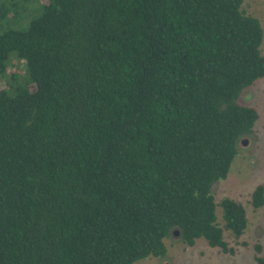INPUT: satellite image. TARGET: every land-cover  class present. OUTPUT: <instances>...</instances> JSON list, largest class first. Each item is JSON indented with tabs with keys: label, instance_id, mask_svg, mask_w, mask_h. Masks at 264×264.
Returning <instances> with one entry per match:
<instances>
[{
	"label": "trees",
	"instance_id": "trees-1",
	"mask_svg": "<svg viewBox=\"0 0 264 264\" xmlns=\"http://www.w3.org/2000/svg\"><path fill=\"white\" fill-rule=\"evenodd\" d=\"M243 2L39 0L27 29L0 33L13 85L0 91V264H134L174 237L233 253L212 192L253 134L242 98L264 78ZM250 204L264 206L263 185ZM218 206L240 238L243 205Z\"/></svg>",
	"mask_w": 264,
	"mask_h": 264
},
{
	"label": "rangeland",
	"instance_id": "rangeland-1",
	"mask_svg": "<svg viewBox=\"0 0 264 264\" xmlns=\"http://www.w3.org/2000/svg\"><path fill=\"white\" fill-rule=\"evenodd\" d=\"M12 0H0V33L7 29L24 31L29 23L40 15L39 0L30 3L20 2L19 9L9 7ZM3 8H6L3 11ZM242 10L248 16L256 18L263 30V43L261 54L264 57V0H244ZM15 55H11L7 66L11 76H16L14 85L24 84V74L20 71L21 65L14 64ZM21 67V68H20ZM0 91L10 93L12 86H6L1 80ZM13 84V82H12ZM247 99L242 98V103L255 108L258 112V120L253 134L248 138V145L239 149L227 178L213 187V196L217 204V223L223 229L224 240L232 254L222 253L217 248H210L204 239L196 240L193 246H188L178 239L169 238L165 241L167 254L165 258H146L134 264H257L254 247L264 246V206L254 209L250 204L251 194L258 185L264 186V78L258 80L255 85L245 93ZM232 199L246 210L247 228L240 238H234L224 228L222 211L218 206L225 199Z\"/></svg>",
	"mask_w": 264,
	"mask_h": 264
},
{
	"label": "water",
	"instance_id": "water-1",
	"mask_svg": "<svg viewBox=\"0 0 264 264\" xmlns=\"http://www.w3.org/2000/svg\"><path fill=\"white\" fill-rule=\"evenodd\" d=\"M247 97H249V96H244L245 99H247ZM247 145H248V138H243L239 143L240 148H245ZM177 235H178V233H177V231H175L174 236H177Z\"/></svg>",
	"mask_w": 264,
	"mask_h": 264
}]
</instances>
